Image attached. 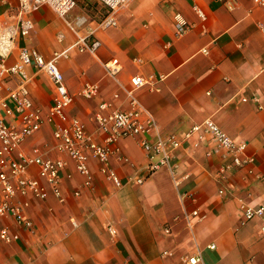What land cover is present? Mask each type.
<instances>
[{
	"label": "crops",
	"instance_id": "1",
	"mask_svg": "<svg viewBox=\"0 0 264 264\" xmlns=\"http://www.w3.org/2000/svg\"><path fill=\"white\" fill-rule=\"evenodd\" d=\"M74 1L64 17L48 5L30 12L32 29L15 39L5 64L14 61L20 46L43 59L60 53L56 65L74 95L67 114L79 118L95 140L100 135L91 115L97 105L127 109L129 77L152 75V83L133 93L160 135L174 133L181 140L172 160L179 183L174 185L165 166L147 172L137 136L120 138L117 146L126 160L111 155L106 165L121 185L105 179L89 159L90 184L84 186V177L68 162L58 174L62 200L51 193L30 199L24 211L30 230L0 220L18 235L0 242V264H186L193 254L199 255L195 264H264V218L244 220L241 213V205L264 204V6L253 0H128L114 11L115 24L101 27L106 10L97 0ZM16 5L17 0H0V16L7 18ZM193 6L204 12V21ZM77 16L85 18L82 25L74 23ZM87 28L99 42L93 53L72 46ZM112 59L119 66L115 77L103 66ZM25 70L31 103L44 112L52 83L31 65ZM84 82L97 86L90 98L78 95ZM14 85L6 79L5 86ZM204 119L245 143L243 154L254 157L248 165L254 174L242 167L219 175V156L205 155L212 147L208 136L196 145L183 139L191 124ZM49 137L50 126L42 125L22 148L41 146ZM44 156L57 154L46 149ZM35 170L31 166L30 175ZM193 209L203 216H191Z\"/></svg>",
	"mask_w": 264,
	"mask_h": 264
},
{
	"label": "built area",
	"instance_id": "2",
	"mask_svg": "<svg viewBox=\"0 0 264 264\" xmlns=\"http://www.w3.org/2000/svg\"><path fill=\"white\" fill-rule=\"evenodd\" d=\"M106 10L105 15L98 21L99 26L106 27L115 24L114 11L128 0H97ZM255 4L264 6V0H253ZM74 0H17L12 14L7 18L0 16V220L9 219L17 228L30 230L31 220L25 215L30 199H44L51 193L62 200L59 188V171L71 162L74 169L81 174L83 185L89 186L90 174L88 160L92 159L100 165V171L105 179L114 186L121 185L120 179L107 167L108 158L125 161L126 157L119 153L117 141L123 137L137 136L138 143L147 157L146 170L152 172L160 166L169 170L175 186L179 183L175 165L172 160L175 149L181 140L174 133L160 135L158 126L152 114L145 109L134 95V90L153 82V76L134 74L129 77L130 88L125 89L128 100L127 109H111L105 111L107 103L101 102L92 112L91 118L99 140L85 130L84 124L76 116H69L67 109L74 95L67 89L61 72L56 65L60 53H54L49 59H43L34 49L20 46L14 61L5 64L4 59L14 46L17 37H26L32 29L28 14L40 5H48L58 16L64 17L74 6ZM193 10L200 21L205 20L204 12L197 6ZM177 23L183 26L185 22L174 16ZM85 18L77 16L76 25H82ZM99 45L90 28L84 36H77L72 44L77 51L93 53ZM31 65L35 70H41L49 78L53 86L51 104L44 112L34 107L28 96L26 83L29 77L25 67ZM106 73L115 77L119 70L117 61L112 59L103 63ZM13 79L12 88L5 86L6 79ZM94 83L84 82L78 91L83 98H90L96 92ZM117 96V94H113ZM42 125L50 126L48 142L41 146L29 145L22 148L24 140L33 135ZM208 136L212 147L205 152L209 156L215 154L221 159L216 172L221 175L231 168L246 167L249 174H254L248 167L254 162V157L244 155L245 143L233 141L215 123L209 119L191 124L183 133V139L196 145ZM46 149L57 154L54 158L44 156ZM31 166L36 168L35 174L30 175ZM141 183L142 178H135ZM218 195L222 189H218ZM244 220L254 217L264 218V204L255 206L241 205ZM191 216L201 218L196 209L190 211ZM186 217L187 214L184 213ZM177 219L174 217L173 220ZM163 230L168 232V226ZM109 233L114 230L108 227ZM264 234V220L260 226ZM18 237L10 230L9 224H0V242L9 243ZM198 254L185 259L186 264H195Z\"/></svg>",
	"mask_w": 264,
	"mask_h": 264
}]
</instances>
